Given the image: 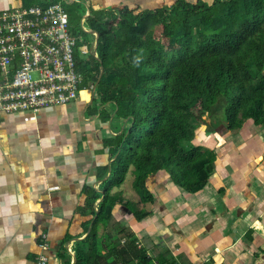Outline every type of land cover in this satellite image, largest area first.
<instances>
[{"label":"crops","instance_id":"0c3cea01","mask_svg":"<svg viewBox=\"0 0 264 264\" xmlns=\"http://www.w3.org/2000/svg\"><path fill=\"white\" fill-rule=\"evenodd\" d=\"M89 1L136 12L175 2ZM18 4L0 0V12ZM116 114L113 103H102L88 89L76 103L50 109L37 122L0 115V264H35L40 254L48 264H75L71 252L90 233L121 152L112 137L128 121ZM254 126L251 119L229 131L206 119L194 139L216 153L206 185L190 192L160 171L147 181L154 200L145 204L146 215L138 220L126 203L116 204L104 221L106 236L134 237L152 264H264V138ZM86 188L101 194L93 205Z\"/></svg>","mask_w":264,"mask_h":264},{"label":"trees","instance_id":"16d2710c","mask_svg":"<svg viewBox=\"0 0 264 264\" xmlns=\"http://www.w3.org/2000/svg\"><path fill=\"white\" fill-rule=\"evenodd\" d=\"M41 3L19 0L23 6ZM79 4H65V8L73 31L86 38L80 28L85 9L80 11ZM89 7L91 15L85 22L100 35L99 61L90 66L82 59L78 70L84 75V85L93 86L104 68L97 93L102 103L118 106L116 116L128 119V126L112 137L121 152L112 164L90 233L75 243V264H152L131 237L119 247L104 250L97 227L109 219L116 199L122 197V189L113 190L124 184L129 172L142 204L153 202L147 181L160 171L190 192L206 185L216 153L194 143L206 117L229 131L241 129L249 119L264 123V84H257L258 79L264 81V23L259 22L264 17V0H175L171 6L140 12L128 7ZM77 8L78 26H74L70 10ZM257 23L256 30L230 53L184 55L199 40L206 44L235 38L244 26ZM113 140L106 143L114 146ZM85 191L88 205L101 198L91 188ZM143 216V212L135 215L138 220Z\"/></svg>","mask_w":264,"mask_h":264},{"label":"built area","instance_id":"2783aa9c","mask_svg":"<svg viewBox=\"0 0 264 264\" xmlns=\"http://www.w3.org/2000/svg\"><path fill=\"white\" fill-rule=\"evenodd\" d=\"M74 2L81 3L43 0L36 5L8 6L0 12V115L12 121L37 122L50 109L76 103L82 90L97 93L94 85H84L78 63L89 55L99 61L98 35L85 25L91 15L89 3H85L80 28L92 38L73 31L65 4ZM41 248L47 249V244ZM71 254L77 263L76 253ZM35 264H48V258L40 254Z\"/></svg>","mask_w":264,"mask_h":264},{"label":"rangeland","instance_id":"374dc122","mask_svg":"<svg viewBox=\"0 0 264 264\" xmlns=\"http://www.w3.org/2000/svg\"><path fill=\"white\" fill-rule=\"evenodd\" d=\"M79 1L82 3V4L81 3L79 4L80 11H83L84 9L87 8L85 3L90 2L89 0H79ZM70 12H71L72 17L74 19V21H73V23H75L74 26H78L77 25V23H78V21H77L78 8L73 9V10L71 9ZM259 22H260V24H263L264 23V17ZM258 25H259V23L244 26L242 29L241 35L235 36V38H230L228 40H217V41H214L212 43H206V44H202V41L199 40V45L196 48L195 47H187L186 48V54H184V55H187V53H189L190 55H208V54H214V53H230L237 48L240 40L245 38L249 33H252L253 31H255L256 28L258 27ZM86 26H87L88 30H91V29L95 30V29H93L92 25L88 21L86 22ZM88 37L92 38L91 35H88ZM84 59L88 61L90 66H95V62H94L92 55L86 56V57H84ZM257 84L262 85V84H264V81H260V79H258ZM95 105L97 106L99 104L96 103ZM206 119H209V118L206 117ZM250 120L251 119H249V121ZM252 120L254 121V119H252ZM254 125H255L254 130H255V133L257 134V137L264 138V123H256L254 121ZM133 179H134L133 174L131 172H129L128 175L126 176L124 184L120 188L114 189L113 192L116 193L117 191H120V189L123 188L122 197L119 196L116 199V201L118 202L117 204H119L120 202L123 204L126 203L128 209L133 213L134 216L137 214L140 215L142 212L145 216L146 215L145 214L146 205L140 203L139 196H138V194H136V192L132 186ZM110 215H111V213H110ZM103 226L105 228L103 229V231H100L103 228ZM106 227L107 226L104 225V222L99 223V225L97 227V237H99V244L104 247V250H111V248L113 246L119 247V246L123 245L124 243H126L127 239H129L128 237L125 236L126 234L122 235L119 232H117V235L114 237L112 235L110 237H107L106 232H105ZM121 240H123V241H121ZM131 240H134L135 242H137V240L134 239V237ZM137 246L139 248L143 249L144 251L146 250L145 248H142V246L141 247L139 245H137ZM64 262H65V260H64Z\"/></svg>","mask_w":264,"mask_h":264},{"label":"water","instance_id":"95a60500","mask_svg":"<svg viewBox=\"0 0 264 264\" xmlns=\"http://www.w3.org/2000/svg\"><path fill=\"white\" fill-rule=\"evenodd\" d=\"M93 33L97 34L98 35V38H97V43L99 42V33L97 31H92ZM103 76H104V68L101 67V71H100V76L98 78V81L96 82V84L94 85V90L97 88L98 85H100L102 79H103ZM103 198H104V193H103ZM74 252V251H73Z\"/></svg>","mask_w":264,"mask_h":264}]
</instances>
